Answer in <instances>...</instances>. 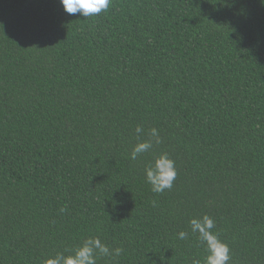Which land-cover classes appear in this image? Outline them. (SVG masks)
<instances>
[{
	"label": "trees",
	"instance_id": "trees-1",
	"mask_svg": "<svg viewBox=\"0 0 264 264\" xmlns=\"http://www.w3.org/2000/svg\"><path fill=\"white\" fill-rule=\"evenodd\" d=\"M161 153L177 177L157 194L144 168ZM203 215L229 264H264V0H112L92 17L0 0V264L88 237L124 250L97 264L203 262Z\"/></svg>",
	"mask_w": 264,
	"mask_h": 264
},
{
	"label": "clouds",
	"instance_id": "clouds-1",
	"mask_svg": "<svg viewBox=\"0 0 264 264\" xmlns=\"http://www.w3.org/2000/svg\"><path fill=\"white\" fill-rule=\"evenodd\" d=\"M62 9L69 15L79 14L82 17L99 15L109 9L112 0H59ZM137 136L143 131L142 128L135 129ZM151 140L137 143L131 150L129 158L133 161L153 147V142L160 143V138L155 128L150 130ZM177 177L175 162L169 158L167 153H161L153 158L144 168L145 181L150 185L153 193H163L173 187ZM190 230L198 234L199 239L205 245L207 255L203 262L194 260L193 264H229L231 259L230 249L226 243L219 239L213 231L215 221L208 215L189 220ZM189 233L180 231L177 238L184 240ZM123 248H110L102 243L98 237H88L76 247L71 254L57 253L54 257L45 258L42 264H97L101 257L115 258L121 256Z\"/></svg>",
	"mask_w": 264,
	"mask_h": 264
}]
</instances>
